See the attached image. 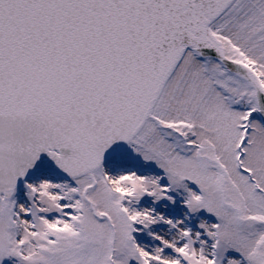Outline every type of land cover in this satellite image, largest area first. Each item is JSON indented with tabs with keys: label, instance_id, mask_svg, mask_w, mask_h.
I'll return each instance as SVG.
<instances>
[{
	"label": "snow or ice",
	"instance_id": "1",
	"mask_svg": "<svg viewBox=\"0 0 264 264\" xmlns=\"http://www.w3.org/2000/svg\"><path fill=\"white\" fill-rule=\"evenodd\" d=\"M0 264H264V0H0Z\"/></svg>",
	"mask_w": 264,
	"mask_h": 264
}]
</instances>
